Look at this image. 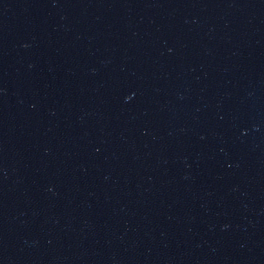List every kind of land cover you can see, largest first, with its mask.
Instances as JSON below:
<instances>
[{"label": "water", "instance_id": "water-1", "mask_svg": "<svg viewBox=\"0 0 264 264\" xmlns=\"http://www.w3.org/2000/svg\"><path fill=\"white\" fill-rule=\"evenodd\" d=\"M0 264H264V0H0Z\"/></svg>", "mask_w": 264, "mask_h": 264}]
</instances>
